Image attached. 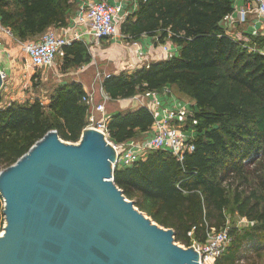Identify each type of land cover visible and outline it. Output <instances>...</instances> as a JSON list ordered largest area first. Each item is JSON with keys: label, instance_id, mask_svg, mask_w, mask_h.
<instances>
[{"label": "trees", "instance_id": "16d2710c", "mask_svg": "<svg viewBox=\"0 0 264 264\" xmlns=\"http://www.w3.org/2000/svg\"><path fill=\"white\" fill-rule=\"evenodd\" d=\"M137 1V10L121 24L122 34L131 40L147 34L157 43L170 41L178 55L111 74L103 80L104 91L118 101L175 88L193 102L199 124L195 151L183 162L169 151L154 150L131 167H116L114 181L140 211L172 228L176 242L187 248L206 243L212 228L226 227L227 213L252 222L242 233L230 229L233 241L216 264H240L249 254H263L264 54L233 39L223 27L236 0ZM75 9L76 0H0L2 24L22 42L52 27H68ZM64 50V70L92 61L84 41H72ZM1 91L0 172L49 131L78 143L89 125L86 91L79 82L59 84L43 104L39 98L3 104ZM153 123L145 106L116 111L108 121L109 139L141 141ZM4 219L0 195V232Z\"/></svg>", "mask_w": 264, "mask_h": 264}, {"label": "water", "instance_id": "95a60500", "mask_svg": "<svg viewBox=\"0 0 264 264\" xmlns=\"http://www.w3.org/2000/svg\"><path fill=\"white\" fill-rule=\"evenodd\" d=\"M116 162L105 135L88 126L78 143L49 131L2 170L0 264H200L194 247L127 199Z\"/></svg>", "mask_w": 264, "mask_h": 264}, {"label": "built area", "instance_id": "2783aa9c", "mask_svg": "<svg viewBox=\"0 0 264 264\" xmlns=\"http://www.w3.org/2000/svg\"><path fill=\"white\" fill-rule=\"evenodd\" d=\"M124 2L130 3L133 12L138 7L137 0H123L116 4L104 0L97 2L91 0L80 7L73 20L75 26L86 29L84 34H71L68 28L62 29V31L50 28L39 41L24 44L23 48L32 65L37 69L53 68L58 57L63 58L65 56L64 47L75 40L84 41L83 37L85 36H90L96 44H100L104 39L118 36L121 24L131 12L130 9L125 10ZM237 12V19L232 14L225 17L223 27L227 32L235 24L247 21L250 12H255L258 17L264 18V0H246V3L239 7ZM4 36H12V32L2 24L0 16V45ZM134 44L137 48L138 59L144 60L145 54L139 45V41H134ZM162 50L166 58H173L178 55L177 47L172 49L169 45L163 44ZM108 76L110 75L106 77ZM2 77L5 82L6 74L3 71ZM101 93L104 96L102 97L103 103L97 104L96 95L93 91H86L83 101L89 107V127L101 131L116 150L117 162L114 166L131 167L136 162L145 160L148 154L154 150L169 151L180 162H183L188 154L195 151L196 126L199 124L195 109L192 103L183 102L171 87H165L161 91H146L126 99L137 105L147 107L154 117V123L150 132L141 141L131 140L122 144L114 143L109 139L107 125L111 115L106 114V104L111 98L103 87ZM95 114H101L103 117L96 124L94 121ZM232 241L233 237L228 226L221 230L212 228L208 232L206 243H194L192 247L200 254V264H216L217 259L226 253Z\"/></svg>", "mask_w": 264, "mask_h": 264}, {"label": "crops", "instance_id": "0c3cea01", "mask_svg": "<svg viewBox=\"0 0 264 264\" xmlns=\"http://www.w3.org/2000/svg\"><path fill=\"white\" fill-rule=\"evenodd\" d=\"M88 1L91 0H76L75 12L68 27H65L70 29L71 34L75 33L82 35L86 32V29L84 27L75 26L73 20L79 12L80 7ZM92 1L97 2L101 0ZM104 1H107L111 4H116L119 1L123 0ZM245 3L246 0H236L235 10L234 13H232L235 19H237L238 17L237 10ZM124 6L125 10L128 11L130 9V13H133L130 3L124 2ZM65 28L56 29L62 31V29ZM227 34L237 41L244 42L245 45L250 46L251 49H258L261 53L264 54V45L260 42V40H264V18L258 17L255 12L249 13L247 21L243 23H237L232 26ZM42 35L35 38L34 41H39ZM10 37L11 36H6L3 38L4 42L2 43H4L5 47L0 51V69L6 74L4 85L9 79H11V81H16L17 77L22 74L25 76H29V79H32L33 81V78L36 77V75H34L36 67L32 65L31 60L25 50L24 60H21V62L17 60V50L9 40ZM83 38L88 47L90 45L89 51L92 54V61L80 66V70L77 72L78 77H73L71 80L81 83L85 91H93L96 95V99H98V90L101 93L102 83L107 75L120 74L123 71L133 72L134 70L141 68L142 66L149 65L152 62L167 59L165 53L162 50L163 44L157 43L158 39L156 37H152L147 34H143L137 40H131L130 37L123 35L120 30V34L118 36L104 39L100 44L94 43L93 39H91L90 36H85ZM134 41H139V45L141 46V49L145 54L144 60L138 59L136 52L137 48L134 44ZM9 44L10 46L7 47ZM164 44L169 45L170 47H172V49H176V45L170 41H167ZM5 55L9 57L11 62L9 61V59L5 58ZM172 90L179 97L176 89L172 88ZM115 102H118L120 104L117 106L116 104H114ZM187 102L193 104V102H191L190 100H188ZM113 104V106H109V115H112L116 111L133 109L140 106L134 102H130L129 100H118L114 101Z\"/></svg>", "mask_w": 264, "mask_h": 264}, {"label": "rangeland", "instance_id": "374dc122", "mask_svg": "<svg viewBox=\"0 0 264 264\" xmlns=\"http://www.w3.org/2000/svg\"><path fill=\"white\" fill-rule=\"evenodd\" d=\"M6 37V36H4ZM8 37V36H7ZM11 41V43L14 45V48H16L17 50V54H16V58L19 62H21V60H24V56H25V52L23 49L24 43L20 40H18L13 34L9 39ZM34 40L31 41H27L28 42H32ZM4 42V41H3ZM35 42V41H34ZM25 43V44H26ZM10 44L7 46L9 47ZM5 47L4 43H1L0 45V51L3 50ZM5 58L9 59L8 56L5 55ZM61 57H58L56 64L53 68H44V69H40V68H35V72L34 75H36V77L38 78V82H36L35 80L32 81V79H29V76H25V75H20L17 77L16 81H11V79H9L8 81H6V84L4 85V88L1 91V99L3 104H9L12 101H17L20 103H24L27 101H33L34 99H41L43 102L47 103L49 96L51 94V92L53 91V89L58 86L61 83L64 82H72V78L73 77H78V71L80 70V67L77 68H71L68 69L67 71L64 70L63 67V62H62ZM10 61V59H9ZM11 62V61H10ZM25 68V67H23ZM36 78V79H37ZM179 98L183 101V102H187L189 99L181 93H178ZM104 97L98 90V99H96L97 104H99L100 102L103 103V98ZM113 100L109 99L107 104H106V114H109V106H113L114 104H116L117 106L120 104L118 102H115L113 104ZM102 115L101 114H95L94 116V121L95 124L100 121L102 119ZM88 124H90V116L88 114ZM89 126V125H88ZM96 126V125H95ZM243 188H240V190H242ZM253 223L250 222L248 219L244 218V217H240L238 214H229L227 213V226L229 227V229H237L239 232H243L246 228H248L249 226H251ZM4 226H5V219H4ZM3 226V229H4ZM3 231V230H2ZM1 231V232H2ZM0 232V234H1ZM179 245H181L184 248H187L185 245L178 243ZM240 264H264V253L263 254H249L248 259H246L245 261H243Z\"/></svg>", "mask_w": 264, "mask_h": 264}]
</instances>
